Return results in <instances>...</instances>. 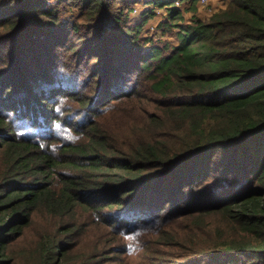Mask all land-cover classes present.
<instances>
[{
	"label": "trees",
	"instance_id": "16d2710c",
	"mask_svg": "<svg viewBox=\"0 0 264 264\" xmlns=\"http://www.w3.org/2000/svg\"><path fill=\"white\" fill-rule=\"evenodd\" d=\"M116 2L0 0V264H72L86 215L131 253L264 264V0Z\"/></svg>",
	"mask_w": 264,
	"mask_h": 264
},
{
	"label": "rangeland",
	"instance_id": "374dc122",
	"mask_svg": "<svg viewBox=\"0 0 264 264\" xmlns=\"http://www.w3.org/2000/svg\"><path fill=\"white\" fill-rule=\"evenodd\" d=\"M124 1V2H123ZM230 0H208L207 3H203L201 0H193L190 5L183 6L182 11L183 19L179 20L181 22L190 24L194 22V18H202L203 20H209L211 15L217 10L224 8ZM139 3H135L131 6L132 10L128 13L127 4L125 0H117L116 6L121 7L123 10V18L128 17V22L131 23H141L144 17V10L147 8L145 0H138ZM151 8L153 4L149 5ZM182 6V5H181ZM71 8L68 6L66 8V13L71 15ZM154 14L149 16L146 20L145 25L141 29V36L147 38L148 42L156 44H164L163 41L174 40L175 37L163 33V22L167 19V12L164 6L156 5L152 8ZM128 13V15H127ZM122 24V23H121ZM74 45L75 43H70ZM77 44H81L77 41ZM70 46V45H67ZM66 47H62L59 51L65 50ZM58 51V52H59ZM11 55L5 57V63H11ZM88 57L84 58L85 61ZM66 64L68 66L73 65V68L79 66V60L76 58L66 59ZM147 107L155 111L152 105H147ZM100 126V121L97 122ZM126 215V213H125ZM106 216V214H104ZM105 218V217H104ZM97 217L87 216L84 218V223L86 224L87 233L83 237V240L79 245L72 246L70 250V255L72 258V264H75L81 256H92V260L85 264H185L187 258L183 255H177L176 251L171 248H163L165 252L171 251L172 255L163 256L160 253H156L154 250L146 252V243L140 246V249L134 253L127 251V239L123 236L124 234H116V230L111 228L110 225L104 220L96 222ZM141 237L146 238V242L150 240L148 233L144 232ZM139 237V238H141ZM80 237L73 239L71 243H75ZM156 259V262L153 260ZM153 260V261H152ZM160 262V263H159ZM201 264H207L205 262Z\"/></svg>",
	"mask_w": 264,
	"mask_h": 264
},
{
	"label": "built area",
	"instance_id": "2783aa9c",
	"mask_svg": "<svg viewBox=\"0 0 264 264\" xmlns=\"http://www.w3.org/2000/svg\"><path fill=\"white\" fill-rule=\"evenodd\" d=\"M203 3H207L208 0H201Z\"/></svg>",
	"mask_w": 264,
	"mask_h": 264
},
{
	"label": "crops",
	"instance_id": "0c3cea01",
	"mask_svg": "<svg viewBox=\"0 0 264 264\" xmlns=\"http://www.w3.org/2000/svg\"><path fill=\"white\" fill-rule=\"evenodd\" d=\"M147 5H151V4H147Z\"/></svg>",
	"mask_w": 264,
	"mask_h": 264
}]
</instances>
